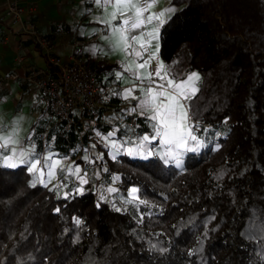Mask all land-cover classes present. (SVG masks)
Wrapping results in <instances>:
<instances>
[{
	"label": "trees",
	"instance_id": "trees-1",
	"mask_svg": "<svg viewBox=\"0 0 264 264\" xmlns=\"http://www.w3.org/2000/svg\"><path fill=\"white\" fill-rule=\"evenodd\" d=\"M173 3L161 57L176 79L200 72L191 118L221 133L179 166L105 153L103 180L121 197L137 189L139 207L0 164V264H264V0ZM63 123L34 136L82 162L90 137Z\"/></svg>",
	"mask_w": 264,
	"mask_h": 264
},
{
	"label": "crops",
	"instance_id": "crops-1",
	"mask_svg": "<svg viewBox=\"0 0 264 264\" xmlns=\"http://www.w3.org/2000/svg\"><path fill=\"white\" fill-rule=\"evenodd\" d=\"M7 0H0V79L11 71H17L20 77L16 80H7L4 85L0 83V143H3V138L10 136L15 132V144H9L7 148L0 147V164L6 165V158L12 156V149L17 150V154L21 150H32V159H40L43 164L45 156L51 154L53 159H61L65 171L61 172L57 168L55 178L50 182L47 178V168H45L44 183L47 186L63 189V180H71L78 185V188L86 184H91L93 189H99L97 192L107 200L111 198V192L108 188H113L112 183H108L102 179L99 173V165L104 159L105 153L113 155L128 154L134 158L147 159L154 155L160 156L166 161H174L179 159L180 164L184 155L188 152H199L203 150L214 137H218L221 133L219 130L211 128V126L203 127L201 130H195L192 127V134L197 137L201 143L196 151H191L192 148H197V142L191 140L185 131L187 144L181 148H175L172 145H162L159 139L153 140L147 144L144 149L137 151V145L144 135H154L151 127L152 121L146 120L144 115L140 114V110L131 111L139 102L138 99L123 98V93L126 89H134L133 95L139 99L143 98V93L140 88H147L150 85L147 79L143 81L136 78L135 73L146 77L148 72H153L159 63H163L164 72L167 73L165 80H160L153 75L152 80L159 84L165 83L166 79H173L176 83L186 80L192 73H196L201 78L198 71L190 72L185 78L176 79L170 75V70L167 64L161 57V30L159 29L158 41L147 35L152 32L158 23L155 19L151 24H146L143 28L130 33L136 35L144 32L145 35L141 38V42L147 47L144 51L139 43L133 42L132 48L142 53L141 57H136L134 54L127 55L119 50L115 44V37L112 35V27L102 23L104 19L110 18V13L116 9L112 3L105 4L101 0L98 5L95 0H20L25 6V18L28 21L37 23L38 29L52 37L56 43V53L62 58H68L74 49L75 43H84L86 54L89 58L91 66L96 69L98 79L106 92V100L101 110V117L98 119L88 118L85 112L81 109L76 110L74 114L75 123L81 128L80 137L88 133L90 139L83 142L85 155L89 157L86 161L77 162L79 155H74V152L63 154L59 149L54 147L55 137L52 136L48 147L45 141L42 147L36 139L35 132L37 127L43 128V133L46 135L54 121H48V106L47 101L40 94L39 90L28 83L24 78L30 65L47 66L48 62L43 53L37 47L32 36L21 31V24L14 23L13 19L5 15L7 8ZM144 3L145 0H139ZM114 3V0H113ZM169 8L175 9L174 12L167 13L164 17L165 23L167 20L181 8L175 5L173 0H156L155 6L150 12H145L146 17L150 13H158ZM121 18L118 14L117 19L112 21V25H119ZM164 23V24H165ZM163 24V25H164ZM159 43V51H156V44ZM155 53V56L150 60L149 64L144 69L135 68V64L143 63V60L148 59L149 54ZM135 62L133 65L134 71H126V66L130 62ZM119 74V75H118ZM199 81L195 82V87L199 90ZM171 91V89H169ZM190 91V89H188ZM198 92V91H197ZM185 107H189L188 101H185ZM143 118L147 123L149 130L139 133L137 127H132L129 124L130 118ZM189 125H191V114L189 108ZM109 132H114V135L107 140L104 139ZM115 141L120 145V150L117 153L111 147V142ZM169 148H172L174 153L179 155L166 156L165 153ZM128 149H132V153H128ZM151 153V154H149ZM102 157V158H97ZM91 161V162H89ZM16 167L25 166L28 169V164H21L17 159H13ZM177 164V163H176ZM179 164V165H180ZM72 165L73 168L79 166L81 168V176L88 181L86 184L80 185L76 175H69L66 171L67 167ZM10 167V166H8ZM36 182H40L39 167L36 171L31 172ZM85 173L87 175L85 176ZM106 184V186H105ZM59 186V187H57ZM77 189V188H76ZM75 189L76 192H78ZM86 189H83V191ZM96 193V194H97Z\"/></svg>",
	"mask_w": 264,
	"mask_h": 264
},
{
	"label": "snow or ice",
	"instance_id": "snow-or-ice-1",
	"mask_svg": "<svg viewBox=\"0 0 264 264\" xmlns=\"http://www.w3.org/2000/svg\"><path fill=\"white\" fill-rule=\"evenodd\" d=\"M95 2L100 5L101 0H95ZM105 4L112 3L113 7L116 9L115 11L110 13V18L104 19L101 22L112 27V35L115 37L114 44L115 46L125 52L127 55L134 54L136 57H141L142 53L140 51H136L132 48L133 42L139 43L140 47L147 51V47L144 43L141 42V38L145 35L144 32H140L136 35H129L132 32H135L138 29L143 28L146 24H151L155 19L158 23L152 32H148L147 35L151 38L157 39L159 29L165 23L164 17L167 13L174 12L175 9L169 8L166 10H162L158 13H150L146 17L144 16L145 12H150V10L155 6L156 0H145L144 3H140L139 0H104ZM120 16L121 23L119 25H112V21L117 19V16ZM156 51H159V43L156 44ZM155 56V53L149 54L148 59L143 60V63L135 64V62H130L126 66V71H134L133 65L135 64V68L144 69L150 62V60ZM164 69L163 63H159L157 68L153 72H148L146 77L140 76L138 73L136 78L138 80L143 81L147 79L150 85L154 84L155 86H149L147 88H140V91L143 93V98L139 99L133 95L134 89H126L123 93V98L128 99L131 97L132 99H138L139 102L136 106H134L131 111L140 110V114L146 117V120L152 121L151 127L153 129L154 135H144L137 145V151L145 148L147 144H150L153 140L159 139L160 144L162 145H172L175 148L184 147L187 144V139L185 137V131L187 132V136L191 138V140L197 142V148L190 149L191 151H196L201 145V143L197 140V137L192 134V126L189 125V107H185V101L192 100L198 89L195 87V82L200 79L199 75L196 73H192L190 76L179 83H176L173 79H166L165 83H155L152 80L153 75L158 77L160 80H165L167 77V73L164 72L161 75ZM119 75V74H118ZM171 89V91H169ZM190 89V91H188ZM114 135V132H109L105 140ZM15 132H13L10 136L3 138V143H0V147L7 148L9 144H15L17 141L14 139ZM111 147L116 150L118 153L120 150V145H118L115 141L111 142ZM12 156L6 158V165L10 167H16V163L13 162V159H17L21 164H28V171L34 172L39 167L40 172V183H44L43 177L45 176V168H47V178L49 182L55 178L57 168H60V171L63 172L65 169L60 167L62 164L61 159H53L52 155L49 154L44 157L43 164L40 159H32V150H21L17 154V150L13 148ZM132 149H128V153H132ZM151 154V153H149ZM166 156L179 155L178 153H174L172 148H169L165 153ZM102 158V157H97ZM112 158H116V154L112 155ZM84 160L88 161L89 157L85 155L83 157ZM91 162V161H89ZM177 165L179 166V159L176 160ZM69 175H76L79 179L80 185L86 184L88 181L81 176V168L76 166L75 168L72 165H69L66 169ZM107 171V169H105ZM87 173H85V176ZM113 179H118V177H114ZM35 183V182H34ZM47 186V184H45ZM59 187V186H57ZM78 192H82V188L76 189ZM109 192L116 191L113 188H108ZM137 189L133 188L131 190L132 193H135ZM67 193L65 197H67ZM144 203V201H141ZM59 211V209H57ZM77 223L79 221L77 220Z\"/></svg>",
	"mask_w": 264,
	"mask_h": 264
},
{
	"label": "built area",
	"instance_id": "built-area-1",
	"mask_svg": "<svg viewBox=\"0 0 264 264\" xmlns=\"http://www.w3.org/2000/svg\"><path fill=\"white\" fill-rule=\"evenodd\" d=\"M5 15L21 24V31L32 36L37 47L47 59V66L32 64L24 78L39 90L47 101L48 121H64L63 128L69 131L75 123L74 114L81 109L88 118L98 119L106 100V92L98 79L97 71L91 66L84 43H75L68 58L56 53L57 43L49 35L38 29L37 23L25 18V6L20 0H7ZM20 77L17 71H11L0 79L1 85L7 80ZM129 124L136 127V119L131 118ZM195 130H201V122L191 118ZM44 137V133H39ZM70 184L69 180H65Z\"/></svg>",
	"mask_w": 264,
	"mask_h": 264
},
{
	"label": "rangeland",
	"instance_id": "rangeland-1",
	"mask_svg": "<svg viewBox=\"0 0 264 264\" xmlns=\"http://www.w3.org/2000/svg\"><path fill=\"white\" fill-rule=\"evenodd\" d=\"M99 170V169H98ZM100 171V170H99ZM100 174H101V172H99ZM101 177H102V174H101ZM103 179V178H102ZM66 180V179H65ZM65 180H63V185H64V187H66V185H68L66 182H64ZM70 182H72L71 180H70ZM73 183V182H72ZM73 184H75V183H73ZM105 186H106V184H105ZM83 187V189H88V190H91V191H94L95 193H97L98 191H99V189H98V191H97V189H93V186L91 185V184H86V185H84V186H82ZM76 188H78V185H76L75 184V188H74V190L76 189ZM113 189H115L116 191H113V192H111V198H109V199H107V200H109V201H113V200H116V201H118V202H122V203H124L126 206H128V205H137V207H139L140 205H139V203L138 202H136L137 201V199H136V192L135 193H130V195L128 196V197H121V196H119V194H118V189H117V187H113ZM97 191V192H96ZM102 193L101 194H96L97 195V197L99 198V199H101V198H103L102 196L104 195L103 194V191H101ZM101 197V198H100ZM104 200V199H103Z\"/></svg>",
	"mask_w": 264,
	"mask_h": 264
}]
</instances>
